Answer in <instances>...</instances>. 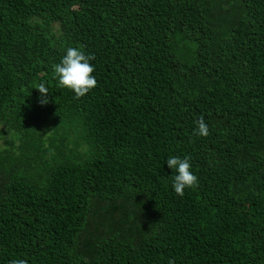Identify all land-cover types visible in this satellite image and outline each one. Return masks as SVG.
I'll use <instances>...</instances> for the list:
<instances>
[{"label":"trees","instance_id":"16d2710c","mask_svg":"<svg viewBox=\"0 0 264 264\" xmlns=\"http://www.w3.org/2000/svg\"><path fill=\"white\" fill-rule=\"evenodd\" d=\"M68 47L95 57L79 99ZM20 259L264 264V0H0V264Z\"/></svg>","mask_w":264,"mask_h":264},{"label":"clouds","instance_id":"9594fccd","mask_svg":"<svg viewBox=\"0 0 264 264\" xmlns=\"http://www.w3.org/2000/svg\"><path fill=\"white\" fill-rule=\"evenodd\" d=\"M95 59L94 55H85L83 51L75 47H68L66 54L62 57L60 63L53 65V72L58 79V86L66 88L75 93L77 99L85 96L97 86V80L93 75L94 66L90 63ZM36 89L39 90L41 105L47 104L48 88L39 84ZM197 123L195 135L207 137L210 135L209 127L201 116ZM168 167L176 174L173 176L172 187L177 195L183 197L186 188L194 189L198 187V177L191 171L190 158L183 159L179 157H169L166 161ZM10 264H27L26 260H12ZM168 264H174L169 260Z\"/></svg>","mask_w":264,"mask_h":264}]
</instances>
